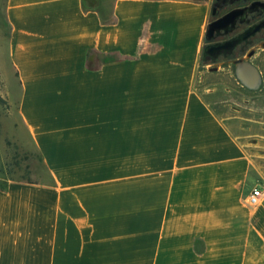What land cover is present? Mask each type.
<instances>
[{"label":"crops","instance_id":"crops-1","mask_svg":"<svg viewBox=\"0 0 264 264\" xmlns=\"http://www.w3.org/2000/svg\"><path fill=\"white\" fill-rule=\"evenodd\" d=\"M0 5V264H264V155L230 76L198 84L212 0ZM8 138L42 177L7 176Z\"/></svg>","mask_w":264,"mask_h":264},{"label":"flooded vegetation","instance_id":"flooded-vegetation-1","mask_svg":"<svg viewBox=\"0 0 264 264\" xmlns=\"http://www.w3.org/2000/svg\"><path fill=\"white\" fill-rule=\"evenodd\" d=\"M230 13H237L238 16L235 20L228 22L227 25L216 31L212 43H226L232 39H238L239 42L231 52H223L216 62H223L224 70H226L228 76L232 77L234 82L239 83V89L243 94L246 96L263 94L264 0H212L211 22L225 17ZM206 57L210 59L209 55ZM209 61L216 63L215 61ZM236 64H240L241 71H251V76L249 77H257L255 74H258L262 79L261 85L257 88H253L250 85L242 84L238 81V75L233 68ZM246 65L250 66L251 70L248 69ZM245 71L243 72L245 73ZM246 77H248V75H246Z\"/></svg>","mask_w":264,"mask_h":264},{"label":"rangeland","instance_id":"rangeland-1","mask_svg":"<svg viewBox=\"0 0 264 264\" xmlns=\"http://www.w3.org/2000/svg\"><path fill=\"white\" fill-rule=\"evenodd\" d=\"M3 13L0 5V22ZM5 28L0 25V48L4 45ZM221 87L227 85L220 84ZM221 89L217 93L216 105L223 108L226 114L234 117L237 131L246 141L250 151L264 155V93L255 96H246L239 88L232 83V87ZM2 82L0 79V95L2 96ZM4 102H0V121L9 113V103L2 96ZM8 121V120H7ZM6 129L9 130L11 124L5 122ZM9 178L25 177L38 179L42 177L43 168L38 161V156L25 152L14 146L13 141L7 139L6 155L4 159ZM4 178L0 181L3 182Z\"/></svg>","mask_w":264,"mask_h":264},{"label":"water","instance_id":"water-1","mask_svg":"<svg viewBox=\"0 0 264 264\" xmlns=\"http://www.w3.org/2000/svg\"><path fill=\"white\" fill-rule=\"evenodd\" d=\"M238 16L237 13H230L228 15H226L225 17H222L220 19H216L214 21H212L209 26H208V30H207V34H206V40H207V45L205 48V52H204V66L202 67L200 73H199V77H198V84L202 85L206 82L209 81H214V80H218L220 77V75H222L223 73L226 72V70H224V65L222 61H217L218 57L223 54V52L225 53V51H232L238 44L239 40L238 39H232L230 41H227L226 43L222 42V43H212L213 37L216 33V31H218L220 28H222L223 26L227 25L228 22L235 20V18ZM209 55L210 59H208L206 56ZM211 61H215L216 63H212ZM237 62V61H235ZM248 67V69L251 70V67L246 65ZM234 70H236V73L238 75L237 79L238 81H240L242 84H246V85H250L253 88H257L261 85L262 83V79L261 77L257 75V77H249L251 76V71H245L242 70L241 71V67L240 64H236L234 67ZM245 71L246 75H248V77H246L245 73L243 72ZM254 73V70H253ZM245 76V77H242ZM231 80L232 77H229ZM234 82V80L232 81V83ZM234 85L237 88L239 87V83L238 82H234Z\"/></svg>","mask_w":264,"mask_h":264},{"label":"built area","instance_id":"built-area-1","mask_svg":"<svg viewBox=\"0 0 264 264\" xmlns=\"http://www.w3.org/2000/svg\"><path fill=\"white\" fill-rule=\"evenodd\" d=\"M264 196V190L261 187H255L249 195V202L252 205H257L262 201V198Z\"/></svg>","mask_w":264,"mask_h":264},{"label":"trees","instance_id":"trees-1","mask_svg":"<svg viewBox=\"0 0 264 264\" xmlns=\"http://www.w3.org/2000/svg\"><path fill=\"white\" fill-rule=\"evenodd\" d=\"M0 102H4L3 97L0 95ZM25 178V177H24ZM30 179V178H29Z\"/></svg>","mask_w":264,"mask_h":264},{"label":"bare ground","instance_id":"bare-ground-1","mask_svg":"<svg viewBox=\"0 0 264 264\" xmlns=\"http://www.w3.org/2000/svg\"><path fill=\"white\" fill-rule=\"evenodd\" d=\"M245 66V65H244ZM241 67V66H240ZM244 69V68H243Z\"/></svg>","mask_w":264,"mask_h":264}]
</instances>
